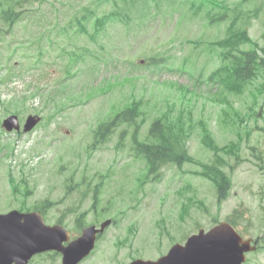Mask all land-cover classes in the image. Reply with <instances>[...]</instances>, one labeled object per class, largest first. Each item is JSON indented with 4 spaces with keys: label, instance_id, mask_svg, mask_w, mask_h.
Instances as JSON below:
<instances>
[{
    "label": "rangeland",
    "instance_id": "obj_1",
    "mask_svg": "<svg viewBox=\"0 0 264 264\" xmlns=\"http://www.w3.org/2000/svg\"><path fill=\"white\" fill-rule=\"evenodd\" d=\"M142 1L135 0L122 17H108L96 40L95 17L117 11L124 0H24V18L10 31L0 21V99L27 98L18 112L21 121L35 112L46 118L31 133L6 132L1 122L9 113L0 103V144L11 142L15 149L11 156L0 154V213L47 202L46 221L61 219L72 236L83 224L115 219L82 264L157 259L200 228L207 231L224 220L236 221L245 237L264 231V158H255L251 148L264 157V71L243 91L218 93L208 80L221 60L211 41L227 36L236 13L237 26L247 27L264 46V0H221L220 6L219 0H159V6L147 0L144 9ZM224 6L229 15L212 19ZM241 7L251 17L236 12ZM153 54L165 58L163 67L137 65ZM5 76L11 78L3 81ZM131 97L146 111L145 121L143 115L136 119L138 139L150 141L155 116L182 115L184 131L171 137L192 159L169 162L155 172L159 179L153 177L135 156L134 125L126 123L93 145L94 129ZM204 139L219 146L238 143L242 158L215 152ZM8 164L21 179L16 193L8 183ZM211 167L232 179L221 202L217 185L203 174ZM49 256L34 264H60L59 257ZM245 264H264V241Z\"/></svg>",
    "mask_w": 264,
    "mask_h": 264
},
{
    "label": "trees",
    "instance_id": "obj_2",
    "mask_svg": "<svg viewBox=\"0 0 264 264\" xmlns=\"http://www.w3.org/2000/svg\"><path fill=\"white\" fill-rule=\"evenodd\" d=\"M23 1L24 0H0V21L8 26L6 31H10V28L22 18L23 10H17L15 5H23ZM124 1L131 3L135 0ZM146 1L147 0L143 1L145 5ZM5 3L7 4L6 7H4ZM156 4L159 6L160 1H156ZM192 5L196 6L193 1ZM236 12L242 13L241 10ZM228 13L227 7L224 6V11H220L219 14H216L212 19L221 20L227 17L229 15ZM120 15L121 13L118 14L117 12H112L108 15L96 16L93 23L95 27L91 36L92 39H97L98 35L103 30V26L107 22L108 17H120ZM80 17L82 18L83 15ZM80 17H76L75 19L77 23L81 25L79 28L86 32L87 26L82 24ZM238 18V13L232 17L227 27V36L212 42L215 49H220L218 55L220 56L221 64L218 69H215L210 74L208 79L215 83V86H217L216 91H218V93L222 91H243L252 80L260 75L261 71H264V46H260L257 41L252 39L246 27L237 26ZM70 22L73 21L70 20ZM2 30L3 28H0V32H2ZM246 44H249L250 47L245 48L244 46ZM164 61L165 58L155 54L149 59L148 63L149 65L160 67L164 65ZM6 77L9 76H5L4 79ZM260 90L263 91L261 93L264 95V84H262ZM33 94H39V89L33 92ZM51 95H53V93L49 95L50 100H53ZM23 100L27 101V98L23 96ZM25 101H21L22 106H25ZM145 114L146 111L142 108V101L131 97V99L124 103L123 107H121L113 117L102 121L97 126L94 131L96 142H102L109 138L116 127L121 123L134 125L135 132H137L140 124L135 121L140 115H143L142 120L145 121ZM239 115L240 114H238V116ZM181 116L182 115H179L176 119L172 118L169 113L155 116L148 132L150 141H136V154L144 159L150 168V172L156 171L157 167L169 162L175 161L180 164L183 159H191L187 149L181 147L180 144L171 137L172 133L181 135V132L184 131V121ZM204 136L209 137V134L205 133ZM204 141L206 142V145L212 148L215 152L218 150H222L226 153L233 152L234 155L238 157V152L236 151L237 144L235 142L219 146L214 142H207L206 139H204ZM253 155L258 159L261 158L256 150L253 151ZM203 174H208L209 178L217 185L218 201L221 202L226 199L231 187V178L219 167H211L210 173L203 172ZM232 223L235 224L236 222Z\"/></svg>",
    "mask_w": 264,
    "mask_h": 264
},
{
    "label": "water",
    "instance_id": "obj_3",
    "mask_svg": "<svg viewBox=\"0 0 264 264\" xmlns=\"http://www.w3.org/2000/svg\"><path fill=\"white\" fill-rule=\"evenodd\" d=\"M37 121L30 116L25 130H30ZM3 125L8 130L19 129L16 116L4 120ZM110 222H103L100 229L85 228L78 239L63 246L62 242L69 239L68 232L43 225L38 214L24 215L17 211L0 214V264H27L36 252L52 248L63 252V264H76L93 249L96 233ZM254 248L251 239H243L233 225L223 221L208 231L201 228L185 243H175L157 260L138 258L129 264H243L245 253Z\"/></svg>",
    "mask_w": 264,
    "mask_h": 264
},
{
    "label": "flooded vegetation",
    "instance_id": "obj_4",
    "mask_svg": "<svg viewBox=\"0 0 264 264\" xmlns=\"http://www.w3.org/2000/svg\"><path fill=\"white\" fill-rule=\"evenodd\" d=\"M263 236V235H262Z\"/></svg>",
    "mask_w": 264,
    "mask_h": 264
}]
</instances>
